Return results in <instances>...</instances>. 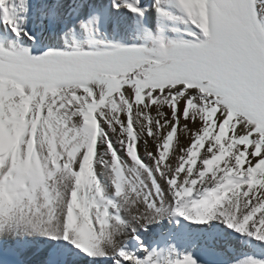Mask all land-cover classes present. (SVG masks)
Returning <instances> with one entry per match:
<instances>
[{"label":"snow or ice","instance_id":"6c2138e0","mask_svg":"<svg viewBox=\"0 0 264 264\" xmlns=\"http://www.w3.org/2000/svg\"><path fill=\"white\" fill-rule=\"evenodd\" d=\"M209 242L264 264V0H0V264Z\"/></svg>","mask_w":264,"mask_h":264},{"label":"bare ground","instance_id":"6f19581e","mask_svg":"<svg viewBox=\"0 0 264 264\" xmlns=\"http://www.w3.org/2000/svg\"><path fill=\"white\" fill-rule=\"evenodd\" d=\"M201 243L203 244L204 241H201ZM211 249H214V245L213 243H207V246L204 248V250L202 251V253H207L208 251H210ZM238 255L241 254L239 251L237 253ZM221 259V258H220Z\"/></svg>","mask_w":264,"mask_h":264},{"label":"water","instance_id":"95a60500","mask_svg":"<svg viewBox=\"0 0 264 264\" xmlns=\"http://www.w3.org/2000/svg\"><path fill=\"white\" fill-rule=\"evenodd\" d=\"M201 259L205 262V264H220V262L209 261V260H207L205 258H201Z\"/></svg>","mask_w":264,"mask_h":264}]
</instances>
